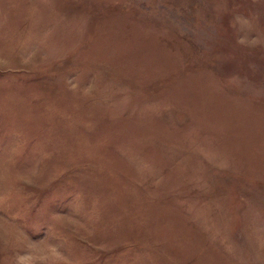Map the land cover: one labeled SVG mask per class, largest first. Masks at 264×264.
I'll list each match as a JSON object with an SVG mask.
<instances>
[{"label":"rangeland","instance_id":"374dc122","mask_svg":"<svg viewBox=\"0 0 264 264\" xmlns=\"http://www.w3.org/2000/svg\"><path fill=\"white\" fill-rule=\"evenodd\" d=\"M0 264H264V0H0Z\"/></svg>","mask_w":264,"mask_h":264}]
</instances>
